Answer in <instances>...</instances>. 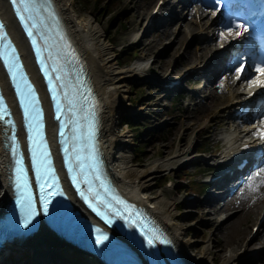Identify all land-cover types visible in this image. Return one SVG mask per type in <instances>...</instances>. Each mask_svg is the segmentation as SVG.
Here are the masks:
<instances>
[{
	"label": "bare ground",
	"instance_id": "obj_1",
	"mask_svg": "<svg viewBox=\"0 0 264 264\" xmlns=\"http://www.w3.org/2000/svg\"><path fill=\"white\" fill-rule=\"evenodd\" d=\"M52 1L61 19L64 29L66 30L67 34L86 64L93 87L98 94L101 118L99 143L103 153V160L106 169L114 183L119 187L120 190L141 204L156 218L168 238L171 240L176 252L186 262V264H219L217 263L218 260L221 261L220 264H239L241 260H247L248 263L253 261L254 256L249 255L247 251V242L244 241L239 243L238 237L233 240L230 238V236L227 239L230 242L227 241L226 244L223 245L222 249L220 251L216 250V252L213 251V248L216 246L215 241H211V239L207 240L199 248L196 247V243L193 240L186 237V232L188 229L179 223V220L182 218V213L175 209L176 199L168 198L165 192L159 191L153 194L152 190L156 184L158 175L162 171H166L170 167L176 166L178 164L182 166L181 164H183L189 158L190 145L179 149L174 157H166L160 160L158 159L150 162L149 164L140 166L132 162L131 147L133 142L130 139V131H116L117 119L123 113H127L129 108L132 109V105L128 99L129 86L136 81L140 82L142 80H148L150 77H148L149 75L147 73L149 72L148 68H150V66L148 68L146 67V60H144V58H140L132 66L118 65L116 57L117 54L114 53V45L105 40L104 30L97 23H95L94 20L88 16H85L84 18H78L75 10L73 9L72 0ZM173 3V0L165 1L167 7H171ZM143 5H146L145 2H143L142 6ZM142 6L140 8L143 9ZM174 14L178 15L174 18L173 16H170L165 22L160 20L158 22L152 21L149 23L148 29L145 30L139 38L141 40L140 47L142 51L147 53V50L153 47L155 43L162 37L173 35L175 37L174 43L171 45H164L165 48H171L175 45V42L179 41V39L184 34H186L184 27H180L177 33L174 34V31L172 30V25L174 24L172 23L173 20L177 18H179L178 20L181 23H186L189 19H187V16L183 14L182 8L178 12H174ZM0 15L5 20L12 37L19 44L26 61L28 71L34 77L36 83L40 85V80L35 69L32 67L29 51L15 27L6 0H0ZM213 15L209 16L208 14L206 15L205 13H202L203 17H208L207 19L210 21V26L203 29L208 31L205 36H202V41L204 44H206V46L201 47L199 50L200 55H195L196 60L202 59L204 52L212 49L210 45L212 42L214 43L218 38L223 37L222 34H219L218 30L219 26L224 28L223 22L221 21L219 15ZM170 18H172V20ZM195 23H197V21H195ZM197 25H203V23L200 21L197 23ZM211 26H213V28H211ZM154 27L160 28L159 30L157 28L158 31H156V35L153 36V38H151V40L148 42H143L149 37V34L147 33L148 30ZM190 27L191 24L186 25L188 32ZM211 30H213L214 33L211 32ZM236 32L230 31L229 33L235 35ZM229 33L228 37L231 36ZM134 36V38L137 39V34ZM231 39H228V41L232 42ZM233 44L241 45L242 41L240 39L235 40ZM187 54H189V52ZM247 61L248 64L246 66V70L241 75V77L245 79L240 81L241 84L238 83L239 87H237V85L233 86L232 81V83L228 85L229 91L227 94H224V91L221 90L223 87H221L220 90L210 91L208 93L209 98L212 100L210 105L221 100L223 97H226L227 100L225 101V111H227V107L230 103L234 102L235 100L242 99V97H239L240 94L238 90L242 89V94L245 95L243 93L245 90H243L242 85H245L246 82L251 80L253 81V84L250 85H260L259 83H254V81L264 80V75H256L252 68L253 64L249 62L248 59ZM209 63L204 65L203 69L207 68ZM228 80L229 77L227 78V81ZM2 82H5V79L0 70V83ZM178 87L179 86H176V88ZM250 87L251 86L247 85L248 89ZM225 88L226 86L224 89ZM5 91L8 92L7 87H5ZM262 107L264 108V103L262 104ZM263 116L264 110L263 112L257 113L258 118H262ZM47 132L54 145V127L51 128L49 126L47 128ZM249 133H251V131L248 130V128L242 129L235 127L228 135L223 136L226 147L219 154L218 158L221 160L228 157L229 145L235 141H241L243 138L248 137ZM252 135L256 136L257 134L253 132ZM250 143L255 142L253 141ZM173 158L176 160L173 161ZM216 159V157H211L209 160L215 164L217 163ZM6 164L7 155L2 148L0 139V205L4 199H6L8 194L6 187ZM260 186L256 185L255 187L256 192L259 195L264 193V166L263 177L261 179ZM210 195L204 201L206 203L205 205L208 207V211L211 210L210 208L215 207V201H213L214 198L211 193ZM221 210L222 208L219 209V211ZM249 213V210H247V212L244 214V217ZM207 220L208 224L213 223V218L208 217ZM222 223L223 222H221L216 227L212 233L213 236H216L220 232V229L223 226ZM263 223L264 217L263 220L260 221V226L255 231V234L248 242L252 241L256 243L259 240L264 243V228L262 227ZM230 225L231 227L234 226L233 224ZM231 232L232 234L236 233L235 228L234 231L231 230ZM52 245L53 248L48 251L47 249L51 248ZM74 250L75 249L71 250L61 245V242H58L55 237L49 233V231L40 229L37 235L34 236L33 242L28 243L26 246H24V248L21 246L14 247L10 251L5 250V253H8V256H1L0 264H8L12 258H17L19 264H48L50 259L54 257L60 264H96L95 259H88L90 261L89 262L86 257H84L81 253H78L79 251L76 252ZM14 251H19L20 255H17ZM251 256L252 258H250Z\"/></svg>",
	"mask_w": 264,
	"mask_h": 264
},
{
	"label": "rangeland",
	"instance_id": "obj_2",
	"mask_svg": "<svg viewBox=\"0 0 264 264\" xmlns=\"http://www.w3.org/2000/svg\"><path fill=\"white\" fill-rule=\"evenodd\" d=\"M73 1V9L75 10L78 18H84L85 16L90 17L95 21L103 30L105 40L114 45V53L117 54V62L119 58L122 56L120 52L124 49L125 45L132 44L134 41V35H141L143 31H141V23L144 20L145 15L148 13L151 3L154 0H109L110 3L103 10V3L100 4L101 11H97V7L93 8V4L95 0H72ZM85 2V6L87 7V11H85V7L83 4ZM145 2L146 5H143ZM143 7L140 8V7ZM176 10H179L182 5H173ZM183 9V8H182ZM94 11L92 14L91 11ZM187 14V19L190 22L193 21V18L190 16V11L185 9L183 12ZM178 15V14H177ZM175 15V16H177ZM180 15V14H179ZM172 20V18H170ZM177 20L173 21H179ZM208 19H205L203 22H207ZM169 23V22H168ZM193 24V23H192ZM188 25V24H185ZM137 29H139L137 31ZM192 32H197L198 29H195V26L192 25L190 27ZM159 30V29H158ZM151 31L148 38L143 42H148L156 35V31ZM188 35H183L179 41L175 42V45L171 48H165L164 45L169 44V37H162L159 41L155 43L153 47L145 51H142L139 44L135 45V49L137 51L135 55V60L133 57L128 66H132L137 60L140 58H144L148 65V61H151V68L147 73L149 76L156 75L161 77L160 75L164 74L167 71L171 70L173 75H170L171 78L176 77L181 70L190 68L195 64H199L196 60L195 55H200V46L201 44L197 42V40L188 39ZM196 39V38H195ZM223 43L225 40L221 41L220 39L216 40V43ZM131 47V46H128ZM202 47V46H201ZM216 47V45H215ZM211 50V49H210ZM206 51L203 54L207 57L213 51ZM189 52V54H187ZM181 56L179 57V55ZM204 58V57H203ZM119 65V64H118ZM153 72V73H152ZM187 78L182 80V85L186 84ZM252 81V80H251ZM155 84L146 80H142L140 82H133L129 86V102L132 105L127 113H123L116 121V131L122 132L123 130H129L131 135V141L133 145L131 147V156L136 152L137 143L136 140H139L140 143L145 144V149L143 153L138 157L137 165L143 166L149 164L152 161L160 160L164 157H171L175 152L182 147H187L190 141V136L192 132L197 128V126L201 125L202 117H206L209 112L214 110L216 106L221 104L226 97H223L221 100L209 104V106L202 108L197 112L189 111V113H185V111L181 110V106L171 103L172 99L170 95L165 96L164 93L158 92V88L155 87ZM193 85H191V88ZM181 93L180 91L178 94ZM145 95L144 102L140 103L143 105H136L134 100L137 102L142 99ZM221 106V105H219ZM171 110L172 115L168 116V110ZM166 109V110H165ZM138 113L141 114V117H149L152 121V125L147 128L146 131H131L129 128H126L124 120H127V116H133ZM199 128V127H198ZM223 128H227L223 126ZM219 132V129L216 130ZM139 133V135H137ZM197 138L192 141L199 142L198 145L195 146L191 152H198V149L202 147V144L205 143L204 149H208V152L204 155L208 156H216L223 149V145L218 148L213 149V144L211 140L207 142L204 141V137H206V133L199 132ZM220 138L218 135H212L210 139H218ZM201 153V152H199ZM198 153V154H199ZM133 157V156H132ZM136 159V160H137ZM133 162V161H132ZM134 163V162H133ZM184 168V166L178 167L176 170H171L168 173V176L171 179V184L164 185L163 187L158 186V181L162 177L160 173L158 175L156 184L152 190V193L155 194L157 192H165L168 198H176L178 199V203L176 204V210L182 213V218L179 220V223L184 226L187 230L186 237L190 238L196 243V247H199L207 240L215 241L216 246L213 248V251H220L224 244L228 241L227 239L230 237L231 239H235L238 237L239 243L243 242L245 236H248L250 231V226L256 221L255 218L257 212L262 203L264 202V193L259 195L256 192V189L251 188L247 191V196L242 200L241 205H233L228 207L224 211L220 213H216L214 207L210 208L212 214H207L206 207L203 208L198 204H202V200L204 195L210 193L205 191L203 195L197 196L194 195L195 200H187L183 201L181 198L187 194L188 182L191 181L192 178L197 177L199 173L202 171L203 165L198 166H189L187 169V174L183 177L182 181L177 179V174L180 170ZM201 173H206L202 171ZM261 187V186H260ZM258 187V188H260ZM177 189H180V194L177 192ZM214 191V189H212ZM211 191V192H212ZM199 195V194H198ZM249 210V214L244 217V214ZM213 218V223L208 224L207 218ZM256 219V220H255ZM223 222V226L220 229V232L213 236L212 233L216 229V227ZM230 224L234 226L231 227ZM233 228V229H232ZM236 233L232 234L231 230ZM231 234V235H230ZM237 235V236H236ZM230 242V241H228ZM247 248L249 249V254H251L256 249H260L261 252L255 254L254 260L249 263L247 260H241L239 264H264V243L261 241L247 242ZM196 249V248H195ZM75 251H77L75 249ZM252 258V256L250 257ZM220 260L217 263L220 264Z\"/></svg>",
	"mask_w": 264,
	"mask_h": 264
},
{
	"label": "snow or ice",
	"instance_id": "obj_3",
	"mask_svg": "<svg viewBox=\"0 0 264 264\" xmlns=\"http://www.w3.org/2000/svg\"><path fill=\"white\" fill-rule=\"evenodd\" d=\"M12 3L14 5H18L16 7V13L17 15L19 16V19L24 23V26L25 28H27L28 30V35L30 37L33 36V29L37 28V23H36V20L39 19V14H40V11L41 9L37 6V0H12ZM220 3V0H217V4ZM27 14V15H26ZM31 22V23H30ZM237 28H244V25L243 24H237L236 25ZM3 28V25H0V29ZM231 34V33H229ZM236 36H240L241 33L239 31H237L235 33ZM0 38H6V36L4 37H0ZM32 43L35 45L37 43V41L35 39H33ZM37 51H39V49H37ZM60 69L59 68H56V67H53L52 68V72H59ZM242 71V69H238L237 70V78H239V75H240V72ZM257 71L261 74V75H264V67L262 68H258ZM13 75H15V72L13 73ZM21 79H23V77H21ZM51 77H49V81L51 83ZM55 79L57 81H60L63 79L62 76L60 75H57L55 76ZM254 83H259L261 86H264V80H261V81H254ZM61 88L65 87V85L61 84L60 85ZM52 91L54 93V98H55V85H53V88H52ZM31 94V90L29 89V95ZM65 99L67 100L68 99V93H65ZM32 101L29 100V103H31ZM68 106H69V111L73 114L74 116V109H75V103L73 100H68ZM56 110H57V119H60V112H61V106H60V102L57 101V104H56ZM25 115L27 116L28 115V109L27 107L25 108ZM77 129L76 128H73V132H76ZM37 132H39V129H37ZM64 133L61 132L60 135H63ZM15 139V137H13ZM65 151L67 152L68 149L65 148ZM19 161H17V165H19ZM20 171H22L19 167L17 168V172L19 173ZM99 177H97L98 179ZM19 179V177H18ZM75 177H73V180L75 181ZM49 188L52 187L51 184L48 185ZM40 190L41 192L43 193L45 191V187L43 184L40 185ZM57 193L54 192V191H49L47 192V196L44 197L42 196L41 197V202H42V211H43V214H47L48 213V210H49V205L51 203V198L54 197ZM81 196H84V199L87 201L88 197L84 195L83 192L80 193ZM23 203V201H22ZM118 203H120L118 201ZM89 207H92L93 208V211H96L98 215H101L103 216V218L107 221V223L111 224L112 221L111 219H109V217L107 215H105L104 213H101L99 212L98 209H96V207L94 205H92L91 203L89 204ZM37 215L34 207L31 205V203L29 202L28 204V207L26 209V212H25V216H24V219L22 221V227L24 228H27L34 216ZM97 235L95 237V243L97 245H100V244H103L106 240H108V235L107 234H99L100 233V230L97 229ZM142 235L145 236V239H146V242H147V245L149 247H154V243H155V240H154V237L153 236H149V235H146L143 230L141 232ZM163 242V241H161Z\"/></svg>",
	"mask_w": 264,
	"mask_h": 264
},
{
	"label": "trees",
	"instance_id": "obj_4",
	"mask_svg": "<svg viewBox=\"0 0 264 264\" xmlns=\"http://www.w3.org/2000/svg\"><path fill=\"white\" fill-rule=\"evenodd\" d=\"M107 0H95V7H97V11H100L101 8L99 7L101 3L105 2ZM83 4H85V2L83 1ZM104 5V4H103ZM108 5V4H107ZM105 9V7H103V10ZM120 55L122 56L121 58H119L118 64H120V66H128L129 63L131 62V58H132V49L130 48H124L121 50ZM141 101V100H139ZM135 102H137V100L135 99ZM146 118H139V117H134L131 118L129 117L127 120H124L125 123H128L129 126L136 128L137 126H146L148 124V122L146 121ZM137 143V147H136V152L135 155L136 157H140V155L143 153L144 149H145V144L144 143H140V141H136ZM191 185H194L193 183H191ZM193 189V186L191 187Z\"/></svg>",
	"mask_w": 264,
	"mask_h": 264
}]
</instances>
